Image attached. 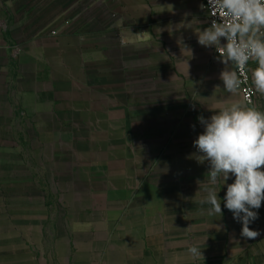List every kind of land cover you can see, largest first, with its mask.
Masks as SVG:
<instances>
[{
    "label": "crops",
    "instance_id": "crops-1",
    "mask_svg": "<svg viewBox=\"0 0 264 264\" xmlns=\"http://www.w3.org/2000/svg\"><path fill=\"white\" fill-rule=\"evenodd\" d=\"M32 4L28 25L0 0V264H264V201L255 239L223 181L222 216L199 202L198 117L242 100L215 49L176 28L209 26L200 0ZM251 105L264 111V95Z\"/></svg>",
    "mask_w": 264,
    "mask_h": 264
},
{
    "label": "clouds",
    "instance_id": "clouds-1",
    "mask_svg": "<svg viewBox=\"0 0 264 264\" xmlns=\"http://www.w3.org/2000/svg\"><path fill=\"white\" fill-rule=\"evenodd\" d=\"M200 7L214 17L208 27H196L200 21L192 19L181 21L176 28L193 29L199 45L219 54V62L225 65L219 75L225 92L238 95L242 81L237 69L242 73L251 61L256 65L250 69L254 89L264 95V0H208ZM164 11L174 14V6H161L160 12ZM181 43L192 55L182 38L178 39ZM209 110L214 113L209 118L198 117L204 130L193 141L194 158L209 163L207 180L198 181L205 193L199 202L209 205L208 215L222 216L217 186L223 181L224 207L242 224L241 236L255 239L260 233L249 225L258 219L254 209L264 201V111L240 99ZM232 177L233 182L227 183ZM188 255L193 260L204 259L195 244L188 248Z\"/></svg>",
    "mask_w": 264,
    "mask_h": 264
},
{
    "label": "built area",
    "instance_id": "built-area-1",
    "mask_svg": "<svg viewBox=\"0 0 264 264\" xmlns=\"http://www.w3.org/2000/svg\"><path fill=\"white\" fill-rule=\"evenodd\" d=\"M200 2H201V4L207 5L208 0H200ZM204 12L206 15L207 22L210 25L211 19H213L214 17H211L208 14L207 9H205ZM223 42H225V41H223ZM237 71H238V75H240V79L242 81L240 89H239V93L241 94L242 100L252 103L254 98H255L256 91H255L254 86L252 85V83L250 81V75L248 72V68L243 70L242 73L238 69H237Z\"/></svg>",
    "mask_w": 264,
    "mask_h": 264
},
{
    "label": "rangeland",
    "instance_id": "rangeland-1",
    "mask_svg": "<svg viewBox=\"0 0 264 264\" xmlns=\"http://www.w3.org/2000/svg\"><path fill=\"white\" fill-rule=\"evenodd\" d=\"M30 1L31 0H5V2L7 3H11L13 9L15 10L16 13H21V17L23 18V16H26L27 18L21 19V20H25L28 25H31L33 23L36 22V20L34 17H36L37 13L35 12V10L30 11V9L26 10V7H32L34 4L30 5ZM9 14V17H12V13H10V11L7 12ZM34 18V19H33Z\"/></svg>",
    "mask_w": 264,
    "mask_h": 264
}]
</instances>
